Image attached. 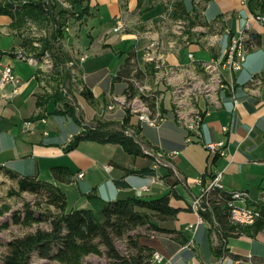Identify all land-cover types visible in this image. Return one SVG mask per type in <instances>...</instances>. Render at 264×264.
<instances>
[{
    "label": "crops",
    "instance_id": "1",
    "mask_svg": "<svg viewBox=\"0 0 264 264\" xmlns=\"http://www.w3.org/2000/svg\"><path fill=\"white\" fill-rule=\"evenodd\" d=\"M71 1L77 13L52 0L50 15L62 17L64 37L57 38L79 70L71 74V88L81 105L78 118H86L82 123L96 118L109 129L125 122L141 145L156 153L136 155L121 143L89 139L67 150L82 127L57 111L60 102L46 99L47 64L28 52L29 37L46 38L40 36L47 32L46 21L37 28V21L27 17L18 27L12 14L0 13V66L9 64L20 77L16 93L11 82L0 85V166L60 186L68 209L92 208L97 215L108 200L175 190L178 196L171 203L181 210L175 218L159 222L173 232L139 237L141 244L163 255L150 264H264V225H243L245 231L238 233L229 223L211 222L204 214L197 227L187 228L198 220L191 200L219 172L228 190H247L248 205L264 210V25L251 18L264 12V0ZM248 19L250 46L241 67L222 70L225 85L214 100L201 94L187 102L184 107L192 118L200 114L196 128H190L176 113L175 89L206 77L202 64L220 58ZM118 22L123 27L115 30ZM130 56L141 70L146 93L155 94L152 109L163 117L158 126L140 122L119 106L108 109L113 95L126 92ZM26 120L31 121L29 128L24 127ZM218 141L224 142L223 154L206 146ZM56 165L73 170L72 181H58L51 170ZM220 247L226 251L218 254Z\"/></svg>",
    "mask_w": 264,
    "mask_h": 264
},
{
    "label": "trees",
    "instance_id": "2",
    "mask_svg": "<svg viewBox=\"0 0 264 264\" xmlns=\"http://www.w3.org/2000/svg\"><path fill=\"white\" fill-rule=\"evenodd\" d=\"M12 1L0 0V13L12 14L14 26H23L27 17L36 21H43L47 18L46 6L44 9L40 2L33 1L14 8ZM60 30L55 37H58L59 34L64 36ZM64 55L66 59L69 58L68 61L72 60L68 53H64ZM66 59L58 57V62H55V65L61 64L62 60ZM130 59L131 56L127 61L126 81L128 87L126 91L130 92V96L143 97L153 107L154 98L144 94L134 84V80L143 83V77L141 70L135 67ZM63 77L71 78V73H65ZM83 92L85 91L83 90ZM51 97L61 103V107L57 109L58 112L72 116L79 121L82 127V130L66 147L67 150L75 147L80 140L89 139L121 143L129 153L148 154L147 147H143L135 135L127 134L125 128L109 129L98 122L82 123V119L78 118L75 106L62 95V92L56 90ZM51 170L54 177L60 182H70L73 179L74 171L67 166L56 165ZM0 171L18 179L19 193L24 191L35 193L47 205L44 210H33L27 203L25 214L15 216V221L26 225L41 222L48 224L47 227L38 226L34 231L10 239L1 264H31L34 254L42 258L56 260L62 264H92L85 260L89 254L105 255L109 264H150L154 250L141 244L139 237L148 235L152 231L173 232V230L161 226L159 222L175 218L181 210L180 207L171 203V198L178 196L175 190L156 197L147 198L137 195L108 200L99 210V215L92 208L68 209L67 195L60 186L41 179L37 175L20 176L4 166H0ZM230 191L227 188H213L209 192L212 206L204 214L211 222L216 220L220 225L227 222L231 231L244 232L243 225L236 223L230 225L232 221L227 206L228 200L233 195ZM255 224H257V228H260L264 225V220H257ZM143 229L147 231L145 232ZM120 239L127 241L130 249L129 254H124L118 249L117 240ZM182 241L186 242L187 238ZM223 251L226 250L221 247L217 250L218 254Z\"/></svg>",
    "mask_w": 264,
    "mask_h": 264
},
{
    "label": "built area",
    "instance_id": "3",
    "mask_svg": "<svg viewBox=\"0 0 264 264\" xmlns=\"http://www.w3.org/2000/svg\"><path fill=\"white\" fill-rule=\"evenodd\" d=\"M49 2V0H45ZM247 1V0H244ZM60 3L64 5V0H61ZM251 18L262 23L264 25V12L253 13ZM251 25L250 19L246 21L244 27L235 35L231 36L230 43L225 50L224 54L218 59L210 60V66L219 67L222 86L225 85L222 70L224 68L230 70H237L241 67L242 61L244 60L245 54L250 46V33L248 32ZM123 27L122 22H118L115 26V30H120ZM192 55V54H191ZM83 59V56L82 58ZM206 72V77L202 79H190L183 82L180 86H178L174 91V102L176 107V113L180 120L185 121L190 128H196L197 126V118H200L199 113L194 114V118H192L189 113L185 109V105L188 103H193V100L198 99V97L203 94L207 96L210 100H214L212 86L209 82V74L208 67H203ZM6 82H11L14 86L13 93L18 91L20 85V77L14 72L12 67L9 64H1L0 66V85H3ZM134 84L138 86L139 90L144 94L150 95V97L155 96L153 92L145 91V86L143 83H140L137 80H134ZM236 102V100H235ZM116 106H120L122 108H126L131 113H134L138 116L140 122H146L152 126H158L160 121L162 120V114H156V119H147L145 116L138 115V107H148L152 108L141 96H130V92H125L122 95H113L111 102L108 104V109H113ZM89 120L87 119V124ZM31 126V121L26 120L24 122V127L29 128ZM128 128L125 129L126 133L129 135H136L135 132L130 133ZM136 137V136H135ZM207 148L214 152H219L221 154L224 153V142H211L206 144ZM156 152L153 149L148 148V154H155ZM80 176L83 175V172L79 173ZM222 172L215 174L210 182L204 186L201 192L193 197L191 200L190 207L197 214L198 220L196 224H189L187 226L188 229H192L197 227L199 223H201L205 217L204 213L209 210V192L213 188H226L225 185L221 181ZM230 193L238 194V202H233L235 205V213L240 215L242 220L244 218H257L258 220H264V210L250 207L247 204L243 203V195H249L247 190H231ZM188 243H191L188 241ZM188 245V244H187ZM163 255L159 251H154L152 255V259L161 260Z\"/></svg>",
    "mask_w": 264,
    "mask_h": 264
},
{
    "label": "rangeland",
    "instance_id": "4",
    "mask_svg": "<svg viewBox=\"0 0 264 264\" xmlns=\"http://www.w3.org/2000/svg\"><path fill=\"white\" fill-rule=\"evenodd\" d=\"M44 6H46L47 11V19L46 25H43V27L47 30V32L42 33V37H46L44 40L37 41L38 37H29L31 38L32 47L29 48L28 52L38 57V59L42 62H44V57H48L51 59V66L46 65L44 69L46 70V75L44 77L46 87L49 89L44 93L46 96V99L53 98L51 97L56 90L59 92H62V95L66 97L69 102H71L74 106L76 111H78L81 108V105L77 102L75 99V95L72 91V83H75L71 78H64V74L71 73L72 75L77 71H79L76 68H72V66L69 64V58L66 59V56L64 53H68L70 57H72L70 51L68 49L64 48L63 41H59L62 39L61 36L60 39L55 37V35L58 34V31L60 30V23L61 19L59 16L52 17L50 13H52V10L54 12V6L51 4L52 0H49V2L45 0H37ZM56 1V0H55ZM58 3L61 0H57ZM14 8H18L19 5L22 4H28L27 2L23 0H13ZM49 4V7H48ZM62 4V3H61ZM68 4V5H67ZM63 5V4H62ZM67 12L72 10L73 13H77L74 8L73 2L70 0L65 2V5H63ZM61 5L59 6L58 13L61 12L62 9H60ZM50 12V13H49ZM49 16V17H48ZM44 20V19H43ZM64 22L62 23V25ZM40 25H42L41 21L36 22V27L39 28ZM64 30L66 31L65 27ZM68 33V31H66ZM57 39V40H56ZM47 41V42H46ZM35 42H39L36 44ZM54 42V43H53ZM34 43V44H33ZM61 43V44H60ZM47 44V47H46ZM49 51V52H48ZM64 58L66 60H62L63 64L55 65V62L57 61V58ZM68 57V56H67ZM71 59H74L73 57ZM77 86V85H76ZM78 88V86H77ZM76 89V88H74ZM47 93H49L47 95ZM76 100V101H75ZM120 107V106H119ZM122 108V107H121ZM126 109V108H123ZM130 112V111H129ZM82 117V115H81ZM82 120L86 118H81ZM96 119V118H95ZM94 118L92 120H89L88 122H95ZM97 122V121H96ZM117 125V124H115ZM121 128H128L127 130L132 133L133 128L126 126V123H119L118 124ZM135 138H138L137 135H135ZM139 139V138H138ZM68 201V200H67ZM40 202V203H39ZM29 204L30 208L33 210H44L47 208V205H45L39 196H37L35 193L32 192H20L19 193V183L17 178H12L8 175H6L4 172L0 171V264L2 261V258L4 254L7 251V243L10 239H12L14 236L17 235H23L26 232L34 231L36 227L42 226L47 227V222H41V223H33L32 225H26L22 224L18 221H15V216H22L25 214V206L26 204ZM39 203V204H38ZM52 210L56 211L53 207H51ZM145 232L147 230L143 229ZM117 247L120 250V252L124 254H129L130 249L128 246V243L124 239L117 240ZM86 261L91 262L92 264H109V260L105 255L98 256L96 254H89L85 257ZM31 264H62L56 260H52L49 258H42L39 257L37 254H34L32 258Z\"/></svg>",
    "mask_w": 264,
    "mask_h": 264
},
{
    "label": "bare ground",
    "instance_id": "5",
    "mask_svg": "<svg viewBox=\"0 0 264 264\" xmlns=\"http://www.w3.org/2000/svg\"><path fill=\"white\" fill-rule=\"evenodd\" d=\"M65 29L69 30V24L65 25ZM49 52V51H48ZM44 63H46L48 66H51V59L48 57H44ZM31 60H36L35 58L31 57ZM33 62V61H32ZM69 64L74 67V62L69 61ZM202 67H208V74H209V82L212 86V92H213V98L216 91L222 87V81H221V75L219 71V67L216 66H210V61L204 62L202 64ZM217 95V94H216ZM156 114H160L159 112L153 110L152 108L148 107H138V115L139 116H145L147 119H156ZM148 151V148L146 149ZM248 198L249 195H243V203L248 205ZM233 202H238V194L233 193L232 197L228 200L227 206L230 214V218L233 222L240 225H248V224H254L258 219L257 218H244L242 220L240 215H237L235 213V205ZM212 204L209 202V209L211 208ZM249 206V205H248ZM252 207V206H250Z\"/></svg>",
    "mask_w": 264,
    "mask_h": 264
}]
</instances>
